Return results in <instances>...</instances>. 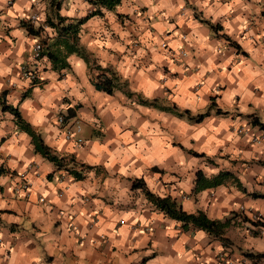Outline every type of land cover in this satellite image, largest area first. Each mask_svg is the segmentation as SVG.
Here are the masks:
<instances>
[{
    "label": "clouds",
    "instance_id": "9594fccd",
    "mask_svg": "<svg viewBox=\"0 0 264 264\" xmlns=\"http://www.w3.org/2000/svg\"><path fill=\"white\" fill-rule=\"evenodd\" d=\"M0 264H264V0H0Z\"/></svg>",
    "mask_w": 264,
    "mask_h": 264
}]
</instances>
